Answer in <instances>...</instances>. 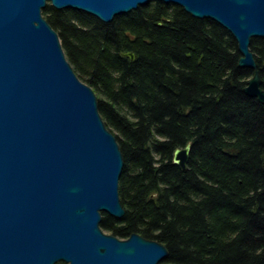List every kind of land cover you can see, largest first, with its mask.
Returning a JSON list of instances; mask_svg holds the SVG:
<instances>
[{"label":"trees","instance_id":"obj_1","mask_svg":"<svg viewBox=\"0 0 264 264\" xmlns=\"http://www.w3.org/2000/svg\"><path fill=\"white\" fill-rule=\"evenodd\" d=\"M43 16L123 155L125 213L101 228L161 242L163 264H264V102L233 34L160 0L110 22L50 2ZM250 49L264 89V37ZM188 142L184 169L173 155Z\"/></svg>","mask_w":264,"mask_h":264},{"label":"water","instance_id":"obj_2","mask_svg":"<svg viewBox=\"0 0 264 264\" xmlns=\"http://www.w3.org/2000/svg\"><path fill=\"white\" fill-rule=\"evenodd\" d=\"M151 0H0V264H158L168 250L133 233L106 234L103 212L121 217L124 159L93 88L68 61L43 16L84 10L105 22ZM227 28L239 64L254 69L245 91L264 101L254 37H264V0H160ZM124 55L135 58L133 52ZM191 143L173 161L187 167Z\"/></svg>","mask_w":264,"mask_h":264},{"label":"bare ground","instance_id":"obj_3","mask_svg":"<svg viewBox=\"0 0 264 264\" xmlns=\"http://www.w3.org/2000/svg\"><path fill=\"white\" fill-rule=\"evenodd\" d=\"M249 82V81H248ZM247 85H248V83H247ZM247 85H246V87H247ZM262 86V85H261ZM245 87V88H246ZM264 90V89H263ZM247 93V92H246ZM249 95H251V94H249ZM251 96H254V95H251ZM254 97H257L258 99H259V97L258 96H254ZM260 100V99H259ZM261 101V100H260ZM262 102H264V101H262ZM185 147V146H184ZM178 148H181V147H178ZM175 151V150H174ZM174 156V155H173ZM141 235V234H140ZM131 236V235H130ZM129 236V237H130ZM128 238V237H127ZM121 239V238H120ZM123 239H126V238H123ZM148 239V238H147ZM153 240V239H152ZM163 261V260H162ZM162 261L160 262V263H158V264H161L162 263Z\"/></svg>","mask_w":264,"mask_h":264},{"label":"rangeland","instance_id":"obj_4","mask_svg":"<svg viewBox=\"0 0 264 264\" xmlns=\"http://www.w3.org/2000/svg\"><path fill=\"white\" fill-rule=\"evenodd\" d=\"M102 230H103L104 233H106V234H109V233H110L109 231H107V230H105V229H103V228H102ZM56 264H64V261H58ZM161 264H163V263H161Z\"/></svg>","mask_w":264,"mask_h":264}]
</instances>
